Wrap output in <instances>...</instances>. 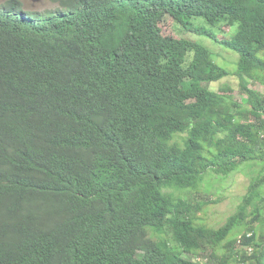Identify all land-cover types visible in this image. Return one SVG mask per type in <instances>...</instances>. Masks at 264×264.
Here are the masks:
<instances>
[{
    "label": "trees",
    "instance_id": "16d2710c",
    "mask_svg": "<svg viewBox=\"0 0 264 264\" xmlns=\"http://www.w3.org/2000/svg\"><path fill=\"white\" fill-rule=\"evenodd\" d=\"M50 3L0 5V264H264V0ZM246 170L209 227L189 194Z\"/></svg>",
    "mask_w": 264,
    "mask_h": 264
},
{
    "label": "rangeland",
    "instance_id": "374dc122",
    "mask_svg": "<svg viewBox=\"0 0 264 264\" xmlns=\"http://www.w3.org/2000/svg\"><path fill=\"white\" fill-rule=\"evenodd\" d=\"M6 0H0V5ZM25 4L26 7L36 10H45L48 7H51L50 0H20ZM174 20L167 16L159 24L158 29L162 32L164 36H171L176 39L183 38L181 36L182 32L179 30L173 22ZM198 24H205L204 20L197 19ZM226 32L229 30L226 29ZM193 38L201 45H204L212 50L214 54V59L217 64L227 69L230 72V77L222 80L218 84L214 85L217 88V91L221 92V88L227 87L231 89L230 94H233L236 99L242 101L244 96L240 94V79L237 76V63L240 58L238 54L233 51L224 49L213 43L211 40L206 37L195 36V35H186V38ZM219 39H223L224 36L219 35ZM251 88L260 92L264 95V84H251ZM250 170H246L231 176L228 179L220 178H211L208 177L201 192H192L189 196L194 197L199 193H203L201 198L211 199L218 201V204L212 206L207 210L206 214H202L201 217L205 219V223L212 228H220L223 224L227 222L229 217L233 215L236 211V208L242 201L243 196L246 194L247 186L250 182ZM178 195L186 198V193H178Z\"/></svg>",
    "mask_w": 264,
    "mask_h": 264
}]
</instances>
